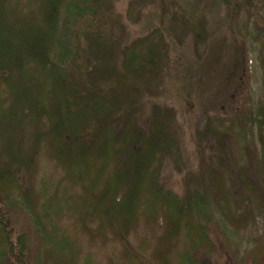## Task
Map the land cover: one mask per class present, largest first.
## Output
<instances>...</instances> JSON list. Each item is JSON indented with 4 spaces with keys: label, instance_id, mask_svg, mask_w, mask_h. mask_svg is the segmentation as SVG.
Returning <instances> with one entry per match:
<instances>
[{
    "label": "trees",
    "instance_id": "trees-1",
    "mask_svg": "<svg viewBox=\"0 0 264 264\" xmlns=\"http://www.w3.org/2000/svg\"><path fill=\"white\" fill-rule=\"evenodd\" d=\"M110 1L35 0L32 16L26 17L10 0H0V81L9 84L11 99L8 110L0 107V122L3 127L5 120L15 125L23 137L25 131L17 128L23 115L37 119L33 144L24 151L21 140L16 141L7 164L18 170L24 164L31 168L40 145L45 146L47 157L62 170L60 184L66 187L63 192L50 191L46 207L59 206L58 214L62 203L69 210L73 204L84 226L96 222L104 238L122 244L118 256L122 264H201L212 243L208 225L216 220L215 206L227 199L229 187L213 193L191 183L181 194L166 187L165 165L179 170L182 164L175 111L161 103L171 43L177 35L162 25L134 39L126 32L107 31ZM135 4L130 2L129 10ZM138 12L129 14L137 20ZM241 62L234 64L235 99L245 80ZM262 87L257 103L243 110L241 120L239 114L234 117L244 123L240 139L233 135L235 127L229 126L231 139L226 135L229 129L216 130L210 124L200 131L227 145L225 157L234 159L225 173L210 174L208 180L222 186L230 177L233 189L238 187L242 196L248 194L257 203L264 202V73ZM248 126L252 140L245 131ZM0 129L5 138L6 129ZM7 170L5 165L0 170V180L10 176L9 184L0 187L2 194L13 186L12 176L18 172ZM180 171L189 178L190 172ZM25 195L18 191L16 197L42 241L66 246L67 241L56 240L54 232L45 235L42 219L27 206L32 200ZM141 218L151 230L149 249L144 238L136 245L130 240ZM27 230L15 225L0 204V264H44L42 254L32 262ZM49 248L48 256L53 251ZM260 250L264 253V246ZM58 259L54 264H77L71 256L60 259L62 263Z\"/></svg>",
    "mask_w": 264,
    "mask_h": 264
},
{
    "label": "rangeland",
    "instance_id": "rangeland-1",
    "mask_svg": "<svg viewBox=\"0 0 264 264\" xmlns=\"http://www.w3.org/2000/svg\"><path fill=\"white\" fill-rule=\"evenodd\" d=\"M10 1L16 11L26 17L32 16L31 10L35 8L33 5L36 6L32 2L35 0ZM130 2H136L135 9L129 10ZM110 3L106 9L110 19L107 31L126 32L134 39L144 37L162 25L172 28L177 35L171 43L161 103L175 111L176 126L182 134V164L179 170L170 163L165 165L166 187L180 194L191 183L202 188L205 186L213 193H220L225 185L229 187L227 199L215 206L216 220L208 225L212 243L206 247L201 264H264V253L260 252L264 246V202H251L246 197L248 194L242 196L238 187L232 188L234 179L230 177L223 180L222 186L218 180L217 183L208 180L210 174L225 173L234 159L225 157L229 149L227 145L222 146L215 137L200 133L207 124L220 131L235 127L237 132L233 134L229 129L226 134L230 139L233 135L240 139L239 134L243 133L241 125L244 123L240 125L234 117L239 114L241 120L243 110L247 112L257 103L263 88L264 0H111ZM136 11H139L136 16L140 15L137 20L129 14ZM238 60H242L245 80L235 99L231 95L237 92L238 73L234 72V64ZM10 104L9 84L0 81V107L6 111ZM23 116L24 119L17 124V128L22 127L25 131L23 137L19 136L15 125L13 128L5 120L7 127H3L0 122V126L6 129L5 138L0 137V170L5 165L7 171L12 170L10 174L18 170L16 165L7 164L13 144L20 139L22 149L27 151L35 139L37 119L30 114ZM249 128L252 129L248 126L245 131L252 140ZM46 152L45 146L40 145L33 166H20L17 176H12L16 179L13 186H9L5 194L0 193V204L10 220L22 229H28L26 236L32 262L42 254L44 264L56 263V257L62 263L66 256L75 258L77 264H111L112 260H115L114 264H122V257L121 261L118 259L122 244L110 237L104 238L96 222L88 221L84 226L73 204L69 210V206L62 203L64 209L58 214L55 212L59 206L46 207L45 199L50 197V191L63 192L66 189L60 184L62 170ZM181 169L191 173L189 178L181 173ZM9 182L10 176L3 175L0 187ZM18 191L31 197L32 203L27 206L34 215L41 217L45 235L49 237L54 232L53 237L58 241L65 239L66 246L53 247L42 241L26 212L23 213L20 206L23 204L16 197ZM251 197L255 198V194ZM243 198H246L244 203ZM45 211L46 220L43 218ZM137 227V232L130 235L131 242L136 245L144 238L149 249L153 244L152 236L147 234L150 228H146L143 218ZM49 247L53 250L50 256Z\"/></svg>",
    "mask_w": 264,
    "mask_h": 264
}]
</instances>
